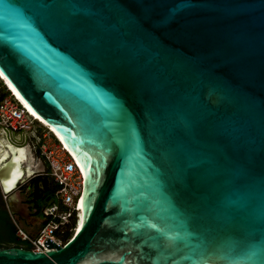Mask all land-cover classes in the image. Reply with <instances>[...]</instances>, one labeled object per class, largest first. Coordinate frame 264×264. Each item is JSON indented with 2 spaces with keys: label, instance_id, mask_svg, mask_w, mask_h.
Instances as JSON below:
<instances>
[{
  "label": "water",
  "instance_id": "95a60500",
  "mask_svg": "<svg viewBox=\"0 0 264 264\" xmlns=\"http://www.w3.org/2000/svg\"><path fill=\"white\" fill-rule=\"evenodd\" d=\"M0 73L82 171L0 264H264V0H0Z\"/></svg>",
  "mask_w": 264,
  "mask_h": 264
},
{
  "label": "built area",
  "instance_id": "2783aa9c",
  "mask_svg": "<svg viewBox=\"0 0 264 264\" xmlns=\"http://www.w3.org/2000/svg\"><path fill=\"white\" fill-rule=\"evenodd\" d=\"M0 127L9 133L25 135L37 158L46 166L45 176L54 186L50 202L41 210L42 225L33 233L17 226V237L28 250L44 252L49 239L62 246L73 234L78 221L82 171L60 139L38 123L27 108L0 79Z\"/></svg>",
  "mask_w": 264,
  "mask_h": 264
},
{
  "label": "flooded vegetation",
  "instance_id": "af4514ba",
  "mask_svg": "<svg viewBox=\"0 0 264 264\" xmlns=\"http://www.w3.org/2000/svg\"><path fill=\"white\" fill-rule=\"evenodd\" d=\"M9 145L24 148L29 158L31 154L30 144L25 135L9 133L0 127V172L4 173L3 178H0V249L12 247L27 249L17 237V226L33 234L42 225L41 210L50 202L53 185L45 178L46 166L42 160H38L36 167H31L32 174H28V165L25 160L26 162L19 164L23 171H18L20 178H16L18 182L15 188L6 193L3 182L6 181L9 184L16 173L11 164V154L10 156L8 154L7 146ZM16 156L13 153V161H17ZM15 165L18 167L17 162ZM38 166L40 168H37Z\"/></svg>",
  "mask_w": 264,
  "mask_h": 264
},
{
  "label": "bare ground",
  "instance_id": "6f19581e",
  "mask_svg": "<svg viewBox=\"0 0 264 264\" xmlns=\"http://www.w3.org/2000/svg\"><path fill=\"white\" fill-rule=\"evenodd\" d=\"M0 79H2L4 82H5V84H6V86L10 89V91L13 93V95H15L16 97H17V99H19V101L27 108V110L30 112V114L34 117V119L38 122V123H40L41 125H43V126H45V127H48V131L50 132V133H53L58 139H60L59 138V136L56 134V132L52 129V128H50L40 117H38L30 108H29V106L24 102V100L19 96V94L16 92V90L5 80V78L1 75V73H0ZM27 149V148H26ZM7 150H8V154H9V156H10V154H11V164L14 166V171H16V173H15V175L11 178V180L9 181L10 183L9 184H7L6 183V181H4L3 182V185H4V187H5V189L6 190H10V189H12L16 184H17V182H18V179L20 178V177H18V175L20 174H18V171L20 170L21 171V165L19 166V164H21L23 161H27V165H28V174H30L31 173V167L33 166V167H36V166H34L33 165V163H32V160L27 156V152H26V150L23 148H16V147H14V146H12V145H9V146H7ZM7 152V151H6ZM13 153L15 154V155H17L16 157H17V161H13ZM7 154V153H6ZM6 157V156H5ZM25 161V162H26ZM18 163V167H16V165H15V163ZM26 168V167H25ZM23 171V170H22ZM21 171V172H22ZM23 174V173H22ZM26 174V173H25ZM32 174V173H31ZM18 177V179L16 180V178ZM22 177V176H21ZM16 180V181H15ZM82 181V180H81ZM78 208H80L81 209V207H80V201L78 202ZM80 214V213H79ZM79 223H80V219L77 221V224H76V226H75V229H74V233L76 232V231H78V229H79Z\"/></svg>",
  "mask_w": 264,
  "mask_h": 264
},
{
  "label": "rangeland",
  "instance_id": "374dc122",
  "mask_svg": "<svg viewBox=\"0 0 264 264\" xmlns=\"http://www.w3.org/2000/svg\"><path fill=\"white\" fill-rule=\"evenodd\" d=\"M30 159L32 160V163H33V165L34 166H37L38 165V160H39V158H37V155H36V153L32 150V148H31V145H30ZM37 168H40V166H38ZM47 205V204H46Z\"/></svg>",
  "mask_w": 264,
  "mask_h": 264
},
{
  "label": "trees",
  "instance_id": "16d2710c",
  "mask_svg": "<svg viewBox=\"0 0 264 264\" xmlns=\"http://www.w3.org/2000/svg\"><path fill=\"white\" fill-rule=\"evenodd\" d=\"M45 178L49 180V182L51 183V185H53L52 182L50 181V179H49L48 177L45 176ZM52 187H53V188H52V192H51V194L53 193V190H54V186H52ZM45 206H46V205H45ZM70 237H71V234H68V233H67V235L65 236V239L68 240ZM22 243H24V242H22ZM24 244L26 245V248L28 249L29 246H28L26 243H24Z\"/></svg>",
  "mask_w": 264,
  "mask_h": 264
}]
</instances>
